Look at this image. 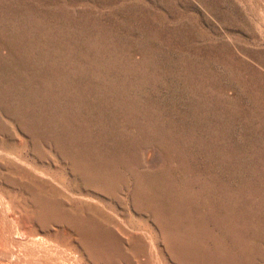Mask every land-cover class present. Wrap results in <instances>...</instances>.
Returning a JSON list of instances; mask_svg holds the SVG:
<instances>
[{
    "label": "rangeland",
    "instance_id": "1",
    "mask_svg": "<svg viewBox=\"0 0 264 264\" xmlns=\"http://www.w3.org/2000/svg\"><path fill=\"white\" fill-rule=\"evenodd\" d=\"M0 264H264V0H0Z\"/></svg>",
    "mask_w": 264,
    "mask_h": 264
}]
</instances>
